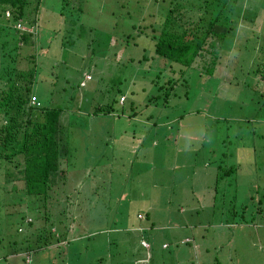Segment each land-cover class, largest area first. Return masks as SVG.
I'll list each match as a JSON object with an SVG mask.
<instances>
[{
	"label": "rangeland",
	"instance_id": "obj_1",
	"mask_svg": "<svg viewBox=\"0 0 264 264\" xmlns=\"http://www.w3.org/2000/svg\"><path fill=\"white\" fill-rule=\"evenodd\" d=\"M64 1L42 0L35 45H23L18 33L8 36L7 45H20L19 69L35 61L36 95L69 112L61 119L68 139L62 167L75 180L61 179L50 191L49 209L36 213L46 211L58 219L67 195L61 191H67L68 184L82 188L80 204L58 223L62 234L69 227L68 235L76 239L68 245L53 238V245L29 251L21 244L25 232L17 231L20 215L34 216L32 208L46 204L28 196L19 203L15 193L9 195L15 199L5 207L7 214L0 213V264H134L145 253L141 241L146 236L152 240L148 253L155 264H163L164 255L180 264H264V76L256 73L264 56L252 64L251 51L245 49L247 56L239 57L243 47L254 42L244 46L251 33L261 32L256 45L264 49V21L259 31L247 21L242 24L240 17L229 32L227 38L240 37L242 47L225 50L216 75L234 79L232 85H217L216 79V85L206 84L205 74L201 78L195 71L188 86L179 88L181 97L164 105L162 100L149 103L148 97L157 94L152 80L164 75L166 62L155 54V40L150 34L139 35L138 26L153 23L159 29L158 19L173 2L66 0L63 17ZM240 3L251 8L250 18L264 16V0ZM88 74L91 79L81 86ZM122 94L127 98L124 108L134 101L138 114H122V101L114 100ZM109 102L115 103L114 112L90 113ZM1 166V192L6 185L21 189V183H7ZM220 166L235 171L217 180ZM14 177L11 172L10 179ZM40 228L39 233L44 230ZM55 233L65 239V234ZM185 239L188 243L181 242Z\"/></svg>",
	"mask_w": 264,
	"mask_h": 264
},
{
	"label": "trees",
	"instance_id": "obj_2",
	"mask_svg": "<svg viewBox=\"0 0 264 264\" xmlns=\"http://www.w3.org/2000/svg\"><path fill=\"white\" fill-rule=\"evenodd\" d=\"M170 1L173 3L169 6L166 14L162 15L160 20L158 19V22H160L159 29L154 27L153 23L142 25L141 27L138 26L139 35L150 34V37L155 40L154 52L166 62V67L163 71L164 75H157L152 80V83L157 88V94L152 93L148 97V102L152 103L155 101L154 103H159L162 100L164 105H168L170 99L176 96L181 97L183 92L179 93V88L182 85L188 86L191 74L195 71L201 78L202 73L205 74L204 82L206 84L212 82L213 85H216L213 81L217 80V85L222 84L223 86L226 81L230 82L227 85H232L234 79L230 80L227 77L228 80H221L216 75L218 65L221 62L220 59L223 54H226L225 50H228L230 46H235L237 49L242 47L240 37L232 40L231 38L228 39L227 36L233 30L234 24L239 21L240 17H243L241 20L242 24L245 25L247 21L250 24V28L253 27L261 31L262 29L260 28L262 26L259 28L257 26L263 23L264 16L257 14L254 16L255 18H250L252 17L251 8H245L242 3L239 5L241 0ZM41 3L42 0H0V69L4 72L2 76L5 80L4 89L0 95V166L3 164L2 166L6 168L8 184H14L15 182L22 184L21 189L10 190L6 185L2 192L0 190V193L5 192L3 193L4 198L3 195L0 196V213L2 211L7 214L8 209L6 210L5 207H10V202L15 199L10 198L9 195L15 193L18 194L19 203H22L28 196L34 201H42L46 204L45 207L37 205L38 207L32 208L35 211L34 216L26 217L23 214L20 215L21 222L17 227V231L25 232L23 243L21 244L25 245L29 251L48 247V245H53L55 241L61 243L63 241L69 245L70 242L76 239L74 236L71 235L73 237L71 238L68 235L72 230H68L69 227L62 234L58 223L64 220L61 218L62 215L65 219L71 217V209L76 204H80L81 197L79 195L83 192L82 188L78 186L71 187L69 184L67 186L71 188L70 191H68L69 188L67 191L65 189L61 191L67 193V195L64 200L65 206L61 205L63 211L56 214V217L59 216L58 219L52 220V213L49 215L46 211L43 214L36 213V210L40 212L38 210L40 208L49 209L47 208V203L50 198V191L57 183L60 186L61 179L63 181L67 177L69 178L67 169L62 167L63 161L68 155V139L66 130L61 124L62 115L68 111L60 105L50 106L36 95L32 88L36 72L35 61L28 69H19L16 66V52L20 45L16 42L14 47H9L7 38L9 35L11 36V33L13 34L12 36L18 33V41H22L23 45H35L37 43ZM63 6L60 14L65 17L69 6L68 1L65 0ZM72 20L74 21L73 23L76 22V19ZM18 24L20 26L25 25L27 26L26 28H32L33 30L21 29ZM148 28H150L151 32L148 31ZM248 36L243 42L244 46L250 40L254 42L246 48L243 47L239 57L243 56L245 58L247 56L245 49H250L251 52L249 54H252V64H257L264 56V49L261 50L256 45L260 41L261 32L257 36H253L252 33L251 35L248 34ZM239 43H241L240 47ZM233 55L231 56L233 57ZM152 57H144V59L149 60ZM256 73L264 76V57L258 64ZM83 81L80 82V85L85 87L86 82L83 85ZM246 85L250 88L249 83ZM187 94L188 92H186ZM33 96L40 102L39 106L31 102ZM114 100L117 104L122 101V108L120 109L122 114L128 113V116L138 114V111L135 110L136 102L134 101L130 103V108H124L123 103H126L127 98L123 94ZM115 103L109 102L107 105L97 106L90 113L109 114L114 112L115 109L112 106ZM127 111H130V113ZM218 169L217 180L235 171L234 167L225 168L220 166ZM11 172L15 173V177L12 180L10 179ZM70 178L75 180L71 174ZM81 182L83 181L81 180ZM80 187H82V183H80ZM76 198L79 201L75 200ZM56 202L52 203L55 204ZM14 210L12 208V211ZM259 210L261 211V208ZM19 212L22 213L21 211ZM146 216L148 218L149 213ZM137 217L141 219L142 215L138 213ZM28 218L30 219L28 220ZM34 220L39 221L40 225H37ZM153 224V222L149 224L151 228H155ZM40 226L44 228L41 233H39V230H41V228L39 229ZM138 228L140 231H144L139 225ZM56 230L61 235L65 234V239H61V237L56 235ZM34 234H37L38 238L34 239L36 237ZM53 238H55V241ZM143 240L150 243V248L145 249L151 250L152 240L150 237L146 236L142 238ZM182 243H188V239ZM27 259L29 260V256H27Z\"/></svg>",
	"mask_w": 264,
	"mask_h": 264
},
{
	"label": "crops",
	"instance_id": "obj_3",
	"mask_svg": "<svg viewBox=\"0 0 264 264\" xmlns=\"http://www.w3.org/2000/svg\"><path fill=\"white\" fill-rule=\"evenodd\" d=\"M142 227L143 226H141V229H142ZM146 230V229H145ZM144 230V232H146ZM185 240H187V239H185ZM184 240H181V242H183ZM165 244V243H164ZM163 244V249H168L169 247L167 246H165ZM141 246L144 248V250H145V253H144V255H142L140 258H139V260L138 261H134V264H155L156 263V260H153V256H152V254H151V252H149L148 253V250H146L145 249V247L142 245V241H141ZM151 248H152V246H151ZM174 252V251H173ZM260 254V252H258L257 254H256V256L257 255H259ZM147 259V261H145ZM164 259V260H163ZM163 264H168V262L167 261H176L177 262V264H180L181 263V261H177V260H171V259H173V258H171V259H168V256L166 257V255H164L163 256ZM176 259H178V258H176ZM142 260V261H141ZM258 261V260H257ZM185 262V261H184ZM188 262L189 261H186L185 263L186 264H188ZM114 264V263H113ZM116 264H123V263H121L120 261H118ZM182 264H184V263H182Z\"/></svg>",
	"mask_w": 264,
	"mask_h": 264
},
{
	"label": "built area",
	"instance_id": "obj_4",
	"mask_svg": "<svg viewBox=\"0 0 264 264\" xmlns=\"http://www.w3.org/2000/svg\"><path fill=\"white\" fill-rule=\"evenodd\" d=\"M18 27H21L20 24H18ZM90 79H91V76L89 74L86 75L85 80H90ZM82 84L84 85L85 81H83ZM122 100H123V98H122ZM31 102L34 103L37 106L40 105V102L38 101V99L35 96L32 97V101ZM142 245L144 247H146V248L150 247V244L147 241H145V240L142 241Z\"/></svg>",
	"mask_w": 264,
	"mask_h": 264
},
{
	"label": "clouds",
	"instance_id": "obj_5",
	"mask_svg": "<svg viewBox=\"0 0 264 264\" xmlns=\"http://www.w3.org/2000/svg\"><path fill=\"white\" fill-rule=\"evenodd\" d=\"M149 244H150V243H149ZM149 248H150V247H149ZM149 248H148V249H149Z\"/></svg>",
	"mask_w": 264,
	"mask_h": 264
}]
</instances>
